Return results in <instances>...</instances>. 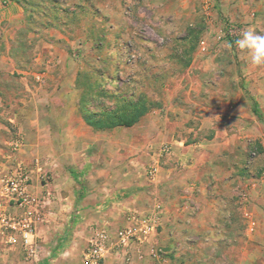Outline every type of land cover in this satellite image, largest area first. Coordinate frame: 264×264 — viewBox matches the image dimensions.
<instances>
[{
	"label": "rangeland",
	"instance_id": "374dc122",
	"mask_svg": "<svg viewBox=\"0 0 264 264\" xmlns=\"http://www.w3.org/2000/svg\"><path fill=\"white\" fill-rule=\"evenodd\" d=\"M247 30L264 33V0H0V55L4 53L11 59L17 71L0 74V95L7 107L0 116L6 127L0 128V177L17 164L18 148L11 144L20 135L8 118L16 115L21 100L33 97L34 92L26 91L23 85L37 87L31 73L42 68L36 58L48 51H55L57 59L63 56L57 64L60 68L63 64L71 72L76 71L75 87L67 95L69 102L76 106V117L84 122L89 134L114 131L117 149L123 150L127 136L133 145H141V134L156 137L159 129L167 139L162 142L158 157L167 166H177L179 171L181 164L173 161L174 142L181 139L185 146H192L207 139L212 132L216 135L224 123L199 131L196 126L202 125V120L211 114L224 112V106L235 102L240 92L251 105L252 93L264 86V66L253 65L236 44ZM20 72L30 75L22 80L24 75ZM66 78L68 83V74ZM141 94L150 104L149 110L133 126L95 131L86 125L85 115L98 120L103 113L118 109L123 102H134ZM38 95L50 102H58L65 96L62 93ZM210 109L212 113L208 112ZM160 120L164 122L160 124ZM76 128L75 125L72 130ZM256 142L250 137L244 138L246 166L263 163L264 148ZM237 145L242 146L234 139L229 148L234 150ZM164 147L170 148L168 155L162 153ZM62 160L63 157H58L59 162ZM74 160L81 162L76 157ZM151 166L157 167L155 164L145 167L148 180L156 175L147 176ZM42 177L51 183V173L46 171ZM81 182L79 178L80 186ZM154 202L148 212L160 204L162 214L161 201ZM90 222V233L94 226L110 230L120 227ZM161 223L159 220L151 245L162 252L164 261L145 255L142 259L132 258L131 263L143 264L135 260L148 258L147 264H178L172 244H166L170 238L160 234ZM89 236L86 234L73 243L74 261L78 260V264H83L80 254ZM214 238L217 237L187 239L191 252L188 247L182 254L176 253L185 258L181 264H233L228 259L230 251L214 244ZM119 261L108 257L104 264H121Z\"/></svg>",
	"mask_w": 264,
	"mask_h": 264
},
{
	"label": "crops",
	"instance_id": "0c3cea01",
	"mask_svg": "<svg viewBox=\"0 0 264 264\" xmlns=\"http://www.w3.org/2000/svg\"><path fill=\"white\" fill-rule=\"evenodd\" d=\"M62 58L57 59L55 51L36 58L42 65L39 71L31 73L37 87L23 85L34 95L21 100L16 115L8 118L22 141L15 159L30 176L31 193L39 197L49 190L51 200L44 210V222L36 226L38 257L25 260L19 245L7 247L0 236V264H78V260L74 261L73 243L90 234V221L115 228L123 225L128 211L147 213L156 199L163 205L160 234L170 238L166 244H172L178 264L185 258L176 253L182 254L189 247L186 241L192 237H217L212 242L230 251L228 259L233 264H264V158L260 165L244 163L245 137L264 148V124L253 115L252 102L250 105L240 92L235 102L224 106V112L213 113L196 126L199 131L224 123L216 135L212 132L192 146L177 139L173 161L182 166L177 171V166H167L158 157L162 142L167 139L159 129L156 137L141 134V145H133L127 136L123 150L117 149L114 131L89 134L67 95L75 87L76 71L71 72L63 64L60 68L57 64ZM14 65L4 53L0 55V74L17 72ZM20 73L24 75L22 80L30 75ZM39 93L65 96L50 102ZM252 94L251 101L256 102L263 117L264 86ZM5 108L0 95V116ZM163 122L160 120V124ZM70 125H76V130H72L73 126L70 129ZM0 128H6L1 120ZM231 131L236 134H230ZM234 139L242 146L232 150L229 145ZM60 156L63 160L59 162ZM75 157L81 162H76ZM152 164L157 165V171L154 179L148 180L144 170ZM46 171L51 173L49 184L42 177ZM135 262L147 264L150 260Z\"/></svg>",
	"mask_w": 264,
	"mask_h": 264
},
{
	"label": "built area",
	"instance_id": "2783aa9c",
	"mask_svg": "<svg viewBox=\"0 0 264 264\" xmlns=\"http://www.w3.org/2000/svg\"><path fill=\"white\" fill-rule=\"evenodd\" d=\"M11 145L19 148L21 138L16 135ZM162 153L168 155L170 148L164 147ZM156 171L157 167L151 166L146 174L152 178ZM30 187V176L22 165L16 164L0 179V236L7 247L19 245L28 261L38 257L36 226L44 222V210L51 200L49 190L37 197ZM160 211V204H155L151 213L128 211L123 225L114 230L94 226L81 255L82 263L104 264L108 257L129 262L145 255L152 260H162V252L151 245L159 227Z\"/></svg>",
	"mask_w": 264,
	"mask_h": 264
},
{
	"label": "trees",
	"instance_id": "16d2710c",
	"mask_svg": "<svg viewBox=\"0 0 264 264\" xmlns=\"http://www.w3.org/2000/svg\"><path fill=\"white\" fill-rule=\"evenodd\" d=\"M98 93H101V91H98ZM251 102L253 115L259 120L264 121V118L259 113L256 102L253 100ZM149 105L144 95L141 94L136 101L123 102L118 109L103 113L98 120L86 118L85 115L84 121L88 127L95 131L112 130L117 127H131L148 112Z\"/></svg>",
	"mask_w": 264,
	"mask_h": 264
},
{
	"label": "clouds",
	"instance_id": "9594fccd",
	"mask_svg": "<svg viewBox=\"0 0 264 264\" xmlns=\"http://www.w3.org/2000/svg\"><path fill=\"white\" fill-rule=\"evenodd\" d=\"M236 44L250 57L253 65L264 66V33L255 30L244 31Z\"/></svg>",
	"mask_w": 264,
	"mask_h": 264
}]
</instances>
